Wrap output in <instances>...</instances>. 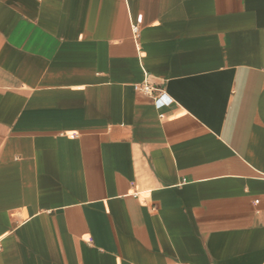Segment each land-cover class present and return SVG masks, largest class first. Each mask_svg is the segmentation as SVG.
Wrapping results in <instances>:
<instances>
[{"label":"crops","instance_id":"0c3cea01","mask_svg":"<svg viewBox=\"0 0 264 264\" xmlns=\"http://www.w3.org/2000/svg\"><path fill=\"white\" fill-rule=\"evenodd\" d=\"M0 264H264V0H0Z\"/></svg>","mask_w":264,"mask_h":264},{"label":"built area","instance_id":"2783aa9c","mask_svg":"<svg viewBox=\"0 0 264 264\" xmlns=\"http://www.w3.org/2000/svg\"><path fill=\"white\" fill-rule=\"evenodd\" d=\"M135 33H138V29L135 28ZM134 89L138 92H141L145 95L151 96L154 99L155 106L158 110L163 109L171 104V100L167 97L164 89L151 83L149 81H145L143 83H138L134 85Z\"/></svg>","mask_w":264,"mask_h":264}]
</instances>
